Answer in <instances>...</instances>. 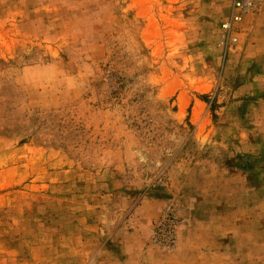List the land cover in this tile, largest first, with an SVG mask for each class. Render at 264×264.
Masks as SVG:
<instances>
[{
  "label": "rangeland",
  "instance_id": "rangeland-1",
  "mask_svg": "<svg viewBox=\"0 0 264 264\" xmlns=\"http://www.w3.org/2000/svg\"><path fill=\"white\" fill-rule=\"evenodd\" d=\"M0 0V264H264V11Z\"/></svg>",
  "mask_w": 264,
  "mask_h": 264
},
{
  "label": "built area",
  "instance_id": "built-area-1",
  "mask_svg": "<svg viewBox=\"0 0 264 264\" xmlns=\"http://www.w3.org/2000/svg\"><path fill=\"white\" fill-rule=\"evenodd\" d=\"M264 11V0H230V10L226 21L222 24L223 37L226 43L237 42L234 35L235 26L239 24L244 16Z\"/></svg>",
  "mask_w": 264,
  "mask_h": 264
},
{
  "label": "crops",
  "instance_id": "crops-1",
  "mask_svg": "<svg viewBox=\"0 0 264 264\" xmlns=\"http://www.w3.org/2000/svg\"><path fill=\"white\" fill-rule=\"evenodd\" d=\"M261 60H262V61L264 60V56H261Z\"/></svg>",
  "mask_w": 264,
  "mask_h": 264
}]
</instances>
